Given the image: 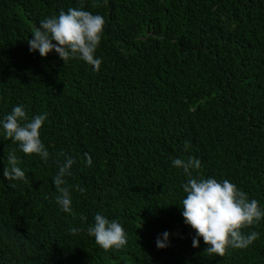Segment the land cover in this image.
Masks as SVG:
<instances>
[{
  "label": "trees",
  "instance_id": "16d2710c",
  "mask_svg": "<svg viewBox=\"0 0 264 264\" xmlns=\"http://www.w3.org/2000/svg\"><path fill=\"white\" fill-rule=\"evenodd\" d=\"M69 8L105 20L99 71L29 51L39 21ZM19 105L47 114L50 157L25 155L0 124V264H264V218L242 229L259 233L245 249L192 246L188 177L172 166L198 158L193 177L228 179L264 210V0H0V121ZM9 152L24 180L3 177ZM61 153L76 161L71 214L55 199ZM97 213L121 223L124 247L87 234Z\"/></svg>",
  "mask_w": 264,
  "mask_h": 264
},
{
  "label": "clouds",
  "instance_id": "9594fccd",
  "mask_svg": "<svg viewBox=\"0 0 264 264\" xmlns=\"http://www.w3.org/2000/svg\"><path fill=\"white\" fill-rule=\"evenodd\" d=\"M105 20L99 14H93L83 8H69L67 12L61 10L59 15L45 17L34 27L32 39L28 40L29 51H38L41 57H46L53 50L64 61L79 59L99 71L101 59L95 56L101 43ZM47 114L27 115L24 106H14L11 112L0 121L6 139L18 143L25 155L38 154L47 163L50 153L40 138V130ZM185 148L189 142L185 141ZM62 161H57L58 171L53 183L58 195L55 197L62 211L71 214L72 192L67 186L66 177L72 175L71 168L76 161L63 153ZM87 166L93 161L88 153ZM19 160L15 152H9L7 166L3 170V177L8 181L24 180L25 172L18 166ZM172 166L183 169L188 177L182 184L186 197L182 200V216L187 225L196 233L192 240L193 247H199L200 238L208 245L205 252L223 257L229 247L245 249L259 238V233L251 231L247 235L242 232L264 218V210L258 201L249 200L247 193L238 189L237 185L228 179L218 181L215 178H196L192 170L201 167V161L195 157L175 158ZM15 186V185H13ZM76 191L83 194L85 189L75 186ZM87 220V217H81ZM83 228H71L70 232L76 234ZM87 234L95 238V242L104 250L112 248L121 249L127 244V234L118 220H109L97 213L94 222L87 227ZM169 233L164 232L162 238L158 237V249L168 247Z\"/></svg>",
  "mask_w": 264,
  "mask_h": 264
}]
</instances>
